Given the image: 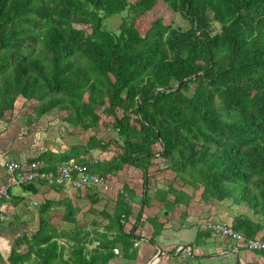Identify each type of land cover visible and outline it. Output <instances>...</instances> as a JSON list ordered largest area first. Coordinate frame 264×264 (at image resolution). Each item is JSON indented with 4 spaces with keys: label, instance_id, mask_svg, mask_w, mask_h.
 <instances>
[{
    "label": "trees",
    "instance_id": "trees-1",
    "mask_svg": "<svg viewBox=\"0 0 264 264\" xmlns=\"http://www.w3.org/2000/svg\"><path fill=\"white\" fill-rule=\"evenodd\" d=\"M159 2L189 28L150 20ZM123 13L117 30L105 25ZM54 111L65 113L73 136L94 135L46 154L50 165L40 170L56 174L52 158L74 161L112 189L75 188L74 199L59 204L73 228L42 219L36 234L17 241L12 264H108L121 251L136 260L138 242L147 241L141 224H150L154 242L173 211L196 198L246 207L227 224L245 242L264 240V0H0V117L22 114L34 124ZM101 129L116 135L100 136ZM95 151L104 158L90 159ZM167 170L173 181L151 195L152 179ZM122 173L139 175L140 189L118 185ZM112 190L113 213L96 209ZM82 198L92 214L86 225L76 218ZM52 206L41 205L42 215ZM152 208L159 211L150 215ZM216 216L199 226L197 246L218 238L205 226L223 222Z\"/></svg>",
    "mask_w": 264,
    "mask_h": 264
},
{
    "label": "crops",
    "instance_id": "crops-1",
    "mask_svg": "<svg viewBox=\"0 0 264 264\" xmlns=\"http://www.w3.org/2000/svg\"><path fill=\"white\" fill-rule=\"evenodd\" d=\"M60 119L61 117H55L51 114L42 117L38 123L32 124L28 123L27 116L22 114L14 118L10 112H7L4 117H0V185L7 181L6 164L8 162L28 163L37 161L42 167L47 168L50 164H48V158L45 157L46 154L60 155L65 153L70 145H79L77 141H70V137H72L69 135L70 130H68L67 135L63 133V127L56 131L63 122ZM89 157L93 159L97 156L93 153ZM102 157L104 158V155ZM56 160L59 159L56 158ZM57 161L54 162V159H51V165L56 168L55 171L62 165ZM161 175L162 173L158 174L151 182L156 184ZM125 178L127 177L125 176ZM173 179H170L167 185ZM117 184H121L120 177H118ZM149 187V191H151L152 187ZM74 191L72 188L54 185L46 180H39L30 186L12 187L9 191V199L3 203L0 209V264H12L9 259L14 250H19L17 241L36 234L42 219L54 224L58 229H72L73 225L63 219L64 208L59 204L75 197ZM101 197L103 198L99 205L113 213L117 196H112L110 200L105 195ZM46 202H53L54 206L48 214L42 215L40 206ZM199 202L200 200L196 198L188 208L181 206L179 209H175L166 224L165 230L156 237L154 242L150 240L153 234L150 224L148 222L141 224L139 227L141 231L138 230V233L144 235L147 241L138 242L137 259L127 260L121 251L120 256L108 264H149L157 255L159 248L164 251V254L155 264H264V255L253 253L235 241H221L211 237L197 246L195 241L199 226L203 228L202 223L209 219L216 220L215 216L218 213L221 218L226 210L229 211L228 215L233 212L223 205L205 204V209L197 213L195 209H201L203 206ZM35 203L37 204L35 205ZM157 203L155 202L153 206H156ZM78 205L83 210V208L88 207L89 200L87 198L79 199ZM158 207L160 208V204ZM159 208H152L148 212L150 211V215L157 213ZM184 210L188 212L185 223L181 220V214ZM231 216L229 220L224 221L221 218V221L229 223ZM76 218L80 225H86L92 220V218H87L81 214H78ZM161 222H166V219L161 218ZM95 244L89 248L92 250ZM184 248H190L187 259L183 257L186 253L183 251ZM190 253H193V256ZM68 257L66 254L65 259Z\"/></svg>",
    "mask_w": 264,
    "mask_h": 264
},
{
    "label": "built area",
    "instance_id": "built-area-1",
    "mask_svg": "<svg viewBox=\"0 0 264 264\" xmlns=\"http://www.w3.org/2000/svg\"><path fill=\"white\" fill-rule=\"evenodd\" d=\"M7 181L0 185V209L9 199V190L14 186L27 185L39 180L55 182L68 188H80L84 185H92L99 188L103 193L109 192L112 187L109 181L97 175H89L81 164L69 161L58 167L57 173H46L40 170L38 162L19 163L8 162L6 164ZM37 203H35L36 205ZM207 228L212 230L221 240L242 241L250 250H264V240L257 238L245 242L242 235L233 230L225 222H207ZM116 252H118L116 250Z\"/></svg>",
    "mask_w": 264,
    "mask_h": 264
},
{
    "label": "rangeland",
    "instance_id": "rangeland-1",
    "mask_svg": "<svg viewBox=\"0 0 264 264\" xmlns=\"http://www.w3.org/2000/svg\"><path fill=\"white\" fill-rule=\"evenodd\" d=\"M126 15V13H123V14H121V15H118V16H116V17H113L112 19H110V20H106L105 21V25L108 27V28H110V29H112V30H117L118 29V27H119V25L121 24V22H122V19H123V17ZM148 17H149V19L150 20H153V19H156V18H159V17H161L163 20H164V22L166 23V24H168V25H171V26H173V27H181V28H183V29H188L189 28V22L188 21H186L180 14H176L175 12H173L169 7H167V5L166 4H164L163 2H159L158 4H157V6L154 8V10L148 15ZM88 31V33L90 32V29H88L87 30ZM22 104L20 103L19 104V106H21ZM33 106L34 105H36V103L34 102L33 104H32ZM25 108H24V112L25 113H29V112H31L32 111V106L30 105V104H27L26 103V105L24 106ZM54 115L55 117L57 116V117H61V116H64L65 115V113H59V112H57V111H54V112H52V113H50L49 115ZM61 120V119H60ZM60 120H58V122H60ZM62 127H64V129H63V133H65L64 131L66 130V135L68 134V130H70V132H69V135L70 136H72V137H70V141L72 142V141H77L78 143L77 144H79V145H82V144H85L87 141H88V139H89V137L93 134L94 135V132L93 131H88V132H86V133H82V134H80L79 132V134H76L75 133V135L73 136L72 135V133H71V131H72V128H70V129H66L65 127H66V125H65V123H64V121L61 123V125L56 129V131L58 130V129H60V128H62ZM100 132H102V133H100V136H115L116 135V133L115 132H112V131H108V130H102L101 129V131ZM81 135V136H80ZM76 138V139H75ZM116 149V147L113 145V150H115ZM94 153V155H96L97 157H100L101 155H103V154H97V153H99V152H93ZM110 156V155H109ZM125 175L126 174H121V175H119V177H120V180H121V184L122 183H124L125 181H127L128 183H134V185H136V188L137 189H140V187H139V185H141L140 184V176L139 175H131L130 176V178L129 177H127V178H125ZM175 177V175H174V173H172L170 170H167V171H165L161 176H159V178H158V180H157V182H156V184L155 185H150L152 188V190L150 191V194L151 195H153L154 193H155V191H156V189H158V187H161L162 185L164 186V185H167V183H168V181H170V179H173ZM114 181V180H113ZM113 181H112V183H113ZM126 182V183H127ZM120 184V185H121ZM139 184V185H138ZM112 186V185H111ZM97 189H99V188H97ZM99 191L101 192V193H103L100 189H99ZM113 191V193H108V194H104L109 200L111 199V197L113 196H116V190H112ZM138 201H139V199H138ZM201 205H203V206H201V209H195V210H197V213H200V212H202V210H204L205 209V204L203 203L202 204V202L200 201L199 202ZM226 203V204H225ZM228 203H230V202H224L223 204H221V205H223V206H225V207H227L228 205H230V207L232 208H229L230 209V211H233V212H230V214L228 215V210H226V211H224V212H226V213H224L223 215H222V219H224V221H226V220H229V217L231 216V215H233V214H235V213H237V212H240V213H245V212H247V208L246 207H244V206H242V207H235L234 205H232V204H228ZM158 205H159V203H157L156 204V206L158 207ZM96 209H98V210H101V209H103V206L102 205H96V207H95ZM228 208V207H227ZM82 212H80V214L81 215H83V216H86L87 218H91L92 217V214H89L88 212H87V214H85V212H86V208H83V210H81ZM177 216H178V214H177ZM216 217V220L217 221H219V218L217 217V216H215ZM178 219V218H177ZM202 224H204V223H202ZM221 248H224V246H221ZM190 249V248H189ZM189 249H183V251H186V253H184V258H186L187 259V257H188V251H189ZM250 251V250H249ZM184 258H181L182 260L184 259ZM183 264V263H182ZM184 264H188V263H184Z\"/></svg>",
    "mask_w": 264,
    "mask_h": 264
},
{
    "label": "water",
    "instance_id": "water-1",
    "mask_svg": "<svg viewBox=\"0 0 264 264\" xmlns=\"http://www.w3.org/2000/svg\"><path fill=\"white\" fill-rule=\"evenodd\" d=\"M182 84V83H181ZM180 84V85H181ZM178 87H179V85H178ZM120 247H122L121 245H119ZM191 247V246H190ZM122 254H124V251H122ZM163 254H164V251L161 249V248H159V251H158V253H157V255L155 256V258L149 263V264H155V262L159 259V258H161L162 256H163Z\"/></svg>",
    "mask_w": 264,
    "mask_h": 264
}]
</instances>
